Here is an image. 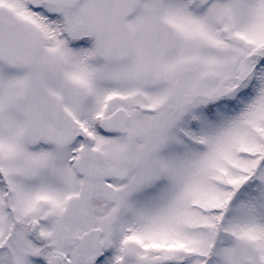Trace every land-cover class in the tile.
I'll use <instances>...</instances> for the list:
<instances>
[{
    "label": "snow or ice",
    "instance_id": "snow-or-ice-1",
    "mask_svg": "<svg viewBox=\"0 0 264 264\" xmlns=\"http://www.w3.org/2000/svg\"><path fill=\"white\" fill-rule=\"evenodd\" d=\"M0 264H264V0H0Z\"/></svg>",
    "mask_w": 264,
    "mask_h": 264
}]
</instances>
